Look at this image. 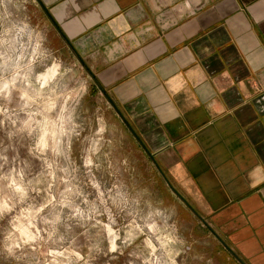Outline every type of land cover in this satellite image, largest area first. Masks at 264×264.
Masks as SVG:
<instances>
[{"label": "crops", "instance_id": "0c3cea01", "mask_svg": "<svg viewBox=\"0 0 264 264\" xmlns=\"http://www.w3.org/2000/svg\"><path fill=\"white\" fill-rule=\"evenodd\" d=\"M36 1L181 204L264 264V0Z\"/></svg>", "mask_w": 264, "mask_h": 264}, {"label": "rangeland", "instance_id": "374dc122", "mask_svg": "<svg viewBox=\"0 0 264 264\" xmlns=\"http://www.w3.org/2000/svg\"><path fill=\"white\" fill-rule=\"evenodd\" d=\"M56 44L0 0V264H240Z\"/></svg>", "mask_w": 264, "mask_h": 264}, {"label": "water", "instance_id": "95a60500", "mask_svg": "<svg viewBox=\"0 0 264 264\" xmlns=\"http://www.w3.org/2000/svg\"><path fill=\"white\" fill-rule=\"evenodd\" d=\"M114 105V104H113ZM117 112H118V114H120L119 113V111L117 110ZM124 120V119H123ZM125 121V120H124ZM125 123H126V121H125ZM127 124V123H126ZM127 126H128V128L132 131V129H131V127L127 124ZM133 132V131H132ZM134 134V133H133ZM135 135V134H134ZM136 136V135H135ZM136 138L139 140V142L141 143V141H140V139L136 136ZM142 144V143H141ZM144 146V145H143ZM149 155H150V157L151 158H153V156H152V154L151 153H149Z\"/></svg>", "mask_w": 264, "mask_h": 264}, {"label": "snow or ice", "instance_id": "6c2138e0", "mask_svg": "<svg viewBox=\"0 0 264 264\" xmlns=\"http://www.w3.org/2000/svg\"><path fill=\"white\" fill-rule=\"evenodd\" d=\"M97 223H99V221H97ZM105 227H107V225H105ZM114 250V249H113Z\"/></svg>", "mask_w": 264, "mask_h": 264}, {"label": "clouds", "instance_id": "9594fccd", "mask_svg": "<svg viewBox=\"0 0 264 264\" xmlns=\"http://www.w3.org/2000/svg\"><path fill=\"white\" fill-rule=\"evenodd\" d=\"M5 87H7V85H5Z\"/></svg>", "mask_w": 264, "mask_h": 264}]
</instances>
